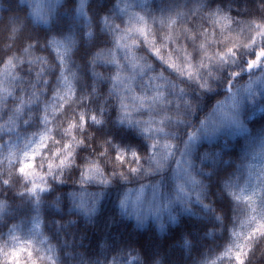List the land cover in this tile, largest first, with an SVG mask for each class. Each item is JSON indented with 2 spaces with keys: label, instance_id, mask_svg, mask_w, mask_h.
I'll use <instances>...</instances> for the list:
<instances>
[{
  "label": "clouds",
  "instance_id": "1",
  "mask_svg": "<svg viewBox=\"0 0 264 264\" xmlns=\"http://www.w3.org/2000/svg\"><path fill=\"white\" fill-rule=\"evenodd\" d=\"M0 264H264V0H0Z\"/></svg>",
  "mask_w": 264,
  "mask_h": 264
}]
</instances>
